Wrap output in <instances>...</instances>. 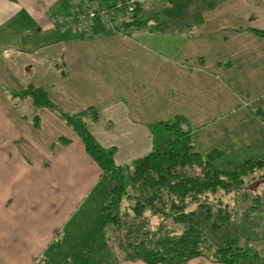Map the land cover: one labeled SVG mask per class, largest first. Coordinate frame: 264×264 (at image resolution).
Returning a JSON list of instances; mask_svg holds the SVG:
<instances>
[{"label": "crops", "instance_id": "crops-1", "mask_svg": "<svg viewBox=\"0 0 264 264\" xmlns=\"http://www.w3.org/2000/svg\"><path fill=\"white\" fill-rule=\"evenodd\" d=\"M89 1L118 0H0V264H41L103 182L66 120L17 96L28 82L69 115L98 110L88 129L115 150L118 166L149 155L166 139L161 125L177 116L190 122L200 154H219L220 171L264 158V0H190L189 14L174 23L182 29L169 33L150 24L132 37L112 31L82 39L54 24ZM252 241L256 264H264V231Z\"/></svg>", "mask_w": 264, "mask_h": 264}, {"label": "trees", "instance_id": "trees-1", "mask_svg": "<svg viewBox=\"0 0 264 264\" xmlns=\"http://www.w3.org/2000/svg\"><path fill=\"white\" fill-rule=\"evenodd\" d=\"M167 4L162 9V19L151 21L141 16L143 9L139 7L134 13L122 14L125 19L115 29L107 28L99 18L89 34L76 36L93 39L115 31L132 37L150 24V29L159 33L180 31L182 28L174 23L189 14L190 0H168ZM258 33L264 35V32ZM17 96L31 98L36 108H49L63 117L103 171L102 180L108 183L109 199L103 208L106 218L96 243L107 227L114 230L120 257L111 264L124 261L188 264L198 257L221 264H256L261 260L255 250L238 246L234 238L217 242L210 236L222 235L235 222L230 206L218 200L217 195L237 192L249 179L264 181V158L246 161L235 172L220 171L214 166L219 154H200L192 142L190 122L177 116L161 125L165 130L164 143L129 166H118L115 150L103 148L88 129L89 121L99 119L98 110L87 108L69 115L51 99L47 90L34 84L21 89ZM35 119L34 126L39 128ZM152 217L172 220L183 230L169 229L164 222L154 225ZM107 239L111 241L110 236Z\"/></svg>", "mask_w": 264, "mask_h": 264}, {"label": "rangeland", "instance_id": "rangeland-1", "mask_svg": "<svg viewBox=\"0 0 264 264\" xmlns=\"http://www.w3.org/2000/svg\"><path fill=\"white\" fill-rule=\"evenodd\" d=\"M167 1L163 0L155 4L146 5L143 9H146L143 13L144 16L148 17L155 13H161L162 9L168 5ZM31 84L32 82H28L25 87ZM17 85L24 86L23 84ZM23 88L20 87V89ZM249 180L248 184L237 192L229 195L225 193L217 195L218 200L230 206L235 222L222 232L225 237L221 234L210 236L215 241L225 242L230 237L237 241L238 246H250L252 248V243L254 242L252 240L264 231V181ZM105 186L108 188V183L103 181L102 185L97 186L85 202L79 206L78 211L74 213L71 220L66 224L67 227L65 226L64 238L60 236L55 244L50 245L51 247L49 246L48 250L46 249L47 251L41 264H111L116 257H120V253H113V251L119 252L116 241L114 240L115 244H110L111 241L107 239L110 229H106L98 243H96V238H98L106 218L103 211L105 205L103 206L99 200L104 194ZM107 200L108 196H106L104 203ZM151 219L154 225L164 222L169 229L177 232L183 230L182 226L172 220H166L162 217H152ZM111 237L115 239V232H113Z\"/></svg>", "mask_w": 264, "mask_h": 264}, {"label": "built area", "instance_id": "built-area-1", "mask_svg": "<svg viewBox=\"0 0 264 264\" xmlns=\"http://www.w3.org/2000/svg\"><path fill=\"white\" fill-rule=\"evenodd\" d=\"M163 0H118L112 6H100L96 2H86L83 6L61 13L54 18L64 33L74 35L89 34L97 19H102L109 29H115L122 14L134 13L139 7L155 4Z\"/></svg>", "mask_w": 264, "mask_h": 264}]
</instances>
